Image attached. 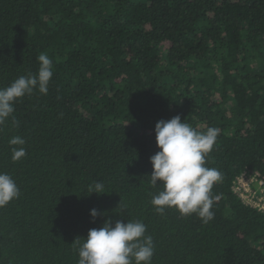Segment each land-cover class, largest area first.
<instances>
[{"label":"trees","instance_id":"obj_1","mask_svg":"<svg viewBox=\"0 0 264 264\" xmlns=\"http://www.w3.org/2000/svg\"><path fill=\"white\" fill-rule=\"evenodd\" d=\"M41 53L47 94L0 126V173L21 193L0 207V264H78L74 242L107 220L142 221L152 264H264V212L233 189L246 170L264 180V0H0V88L36 74ZM177 115L220 129L207 224L151 204L155 125ZM95 181L104 194L87 192Z\"/></svg>","mask_w":264,"mask_h":264},{"label":"clouds","instance_id":"obj_2","mask_svg":"<svg viewBox=\"0 0 264 264\" xmlns=\"http://www.w3.org/2000/svg\"><path fill=\"white\" fill-rule=\"evenodd\" d=\"M39 69L36 74H28L15 79L10 86L0 88V126L9 119L13 125L18 121L13 115L15 104L34 91L47 94L48 85L53 77V61L47 54L37 57ZM219 128L209 127L204 132L195 130L190 124L182 122L177 115L170 120H160L155 125L157 147L160 149L150 157L153 171L150 184L162 185L158 194L151 199L157 213L163 214L172 208L181 216L196 214L207 224L214 218L213 204L217 197L211 195L213 186L221 180L218 169L206 167V157L213 150ZM26 141L20 136L9 140L12 161L18 162L27 155ZM87 192L104 194L103 182L95 181L88 186ZM20 189L7 173H0V207L19 198ZM121 209V203L118 207ZM123 209H121V214ZM95 220L100 215L92 209ZM146 225L142 221L112 220L104 222L100 228L90 229L87 238L78 244V264H152L154 242L146 235Z\"/></svg>","mask_w":264,"mask_h":264},{"label":"built area","instance_id":"obj_3","mask_svg":"<svg viewBox=\"0 0 264 264\" xmlns=\"http://www.w3.org/2000/svg\"><path fill=\"white\" fill-rule=\"evenodd\" d=\"M233 189L245 204L264 212V180L258 172L246 170L239 174Z\"/></svg>","mask_w":264,"mask_h":264}]
</instances>
